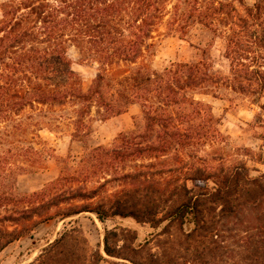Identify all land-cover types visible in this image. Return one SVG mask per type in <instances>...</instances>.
I'll return each mask as SVG.
<instances>
[{"label":"trees","instance_id":"16d2710c","mask_svg":"<svg viewBox=\"0 0 264 264\" xmlns=\"http://www.w3.org/2000/svg\"><path fill=\"white\" fill-rule=\"evenodd\" d=\"M196 24L224 40L228 72L216 68L211 44L200 59L153 68L161 28L186 35ZM71 47L98 64L87 91ZM206 96H237L264 113V0H0V255L40 224L88 212L102 223L130 216L163 225L162 232L189 225L196 244L183 264H209L205 254L235 250L238 264H264V172L253 175L246 161L223 155L227 136ZM133 104L142 110L131 130L109 146H88L92 108L106 121ZM44 129L67 130L86 155L69 164ZM48 158L61 160L59 176L20 191L19 176L38 172ZM93 162L110 176L97 187ZM108 184L123 186L102 192ZM76 231L48 242L31 264L109 257L144 264L110 243L117 228L105 229L106 255L61 249Z\"/></svg>","mask_w":264,"mask_h":264},{"label":"rangeland","instance_id":"374dc122","mask_svg":"<svg viewBox=\"0 0 264 264\" xmlns=\"http://www.w3.org/2000/svg\"><path fill=\"white\" fill-rule=\"evenodd\" d=\"M247 2L252 4L254 0H247ZM210 44V55L216 68L226 74L229 63L224 57V40L214 37L211 32L197 24L192 26L186 35H181L178 31L167 34L165 27H162L161 34L156 39V50L150 63L153 68L160 70L171 62L197 60L202 57V50ZM69 56L73 60L74 70L82 77L84 90L87 91L96 77L98 64L83 60L75 47L70 48ZM205 100L212 104L215 114L221 118L220 129L227 136L226 142L220 149L223 155L227 156L230 161H246L253 175H258L260 171L264 172V163H262L264 160V113L260 107L237 96H232V98L206 96ZM141 110L140 104H133L128 109L125 115L128 126L124 131H129L134 127L135 118L141 114ZM99 118L95 108H92L85 118L92 128V133L86 137L88 146H109L119 133L124 132L109 129ZM124 120V117L115 119L114 127L116 124L124 122L126 124ZM41 135L56 149L58 156L62 158L69 156L71 165L78 164L86 155L84 143L77 138L72 140L67 130L44 129ZM61 168V160L48 158L38 172L19 176L18 189L22 192L39 190L55 180ZM91 171L92 187L99 186L105 176L110 178L108 174L101 171L100 164L96 162L92 163ZM122 186V184L121 186L108 184L102 192L110 193ZM99 200L100 197H97L92 202ZM137 201H143V199L137 198ZM143 202L153 203L150 200ZM114 228H117L119 235L110 236V243L119 248V253L132 258L133 261L144 264H166L164 261L169 264H183L184 258L194 253L193 247L196 242L187 236L191 230L189 225H185L184 229L174 225L167 232H162L163 225L154 228L151 224L137 221L130 216H117L102 223L95 214L87 212L65 220L57 219L40 224L33 237H24L8 246L0 255V264H31L48 242L55 240L66 230H78V232H72L73 235L67 236L61 249L68 252L77 250L80 253L101 251L103 255H106L103 251L105 229ZM236 252H231L227 256L218 254V257L214 258L210 254H205V256L209 264H238ZM109 258L112 261H103L101 264H135L124 258Z\"/></svg>","mask_w":264,"mask_h":264},{"label":"crops","instance_id":"0c3cea01","mask_svg":"<svg viewBox=\"0 0 264 264\" xmlns=\"http://www.w3.org/2000/svg\"><path fill=\"white\" fill-rule=\"evenodd\" d=\"M127 113L128 112L122 113V114H120V115H118L116 117H113V118H111V119H109L107 121H104L103 124L106 125V126H108L109 129L114 130L116 132L124 131V130L127 129V126H128V121H127L126 116H125ZM121 117H122V119L124 117V119L126 120V124L124 122L123 124H116L115 127H114V124L113 123H114L115 119H117V118H120L121 119Z\"/></svg>","mask_w":264,"mask_h":264}]
</instances>
